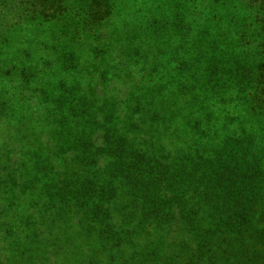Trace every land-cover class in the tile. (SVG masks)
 I'll list each match as a JSON object with an SVG mask.
<instances>
[{
  "label": "trees",
  "instance_id": "trees-1",
  "mask_svg": "<svg viewBox=\"0 0 264 264\" xmlns=\"http://www.w3.org/2000/svg\"><path fill=\"white\" fill-rule=\"evenodd\" d=\"M245 1L255 13L238 16L240 45L251 42L244 28L264 38V0ZM42 5L63 18V33L46 43L57 48L56 80L33 94L30 130L40 134L14 171L32 208L68 210L108 264H264V59L245 73L213 67L184 79L190 57L123 51L111 57L130 81L119 96L98 33L122 22L116 7ZM254 48L264 52V40ZM216 71L226 76L214 85Z\"/></svg>",
  "mask_w": 264,
  "mask_h": 264
},
{
  "label": "rangeland",
  "instance_id": "rangeland-1",
  "mask_svg": "<svg viewBox=\"0 0 264 264\" xmlns=\"http://www.w3.org/2000/svg\"><path fill=\"white\" fill-rule=\"evenodd\" d=\"M105 2L113 4L109 9L116 7L122 20L113 26L110 23L101 25L98 31L102 52L109 54V63L101 69L103 72L108 67L120 75V80L110 82L120 86L115 87L119 96L127 93L130 81L124 76L123 63H114L111 57L123 51L136 53L144 49V53L152 55L167 54L163 58L176 63L190 57V69L180 76L184 79L194 75V70L204 75L213 67L245 73V66L264 59L263 48H254L264 38L258 33L254 35V30L244 28L251 42L238 44L234 28L239 27L238 16L255 13L247 9L249 3L245 0H157L156 4L153 0ZM42 3L43 0H0V264H108L102 255L93 253V240L83 231L82 225L70 218L67 209L63 218L53 215L49 209L46 213L43 208L36 210L15 184L18 178L14 171L19 169L21 153L33 144L34 134H40L30 130V122L40 115L34 106L33 94L42 83L54 82L57 75L55 57H49L52 54L48 52L57 48L48 50L46 43L58 41L57 37L63 33V18L53 9L52 16L46 15L45 10L44 14L38 12L43 8ZM72 4L78 8L86 6V2L73 1ZM152 9H156L157 17L161 13L164 16L156 17L158 21L149 17L147 13ZM219 75L226 76L216 71L210 76L214 77L212 84H219L220 80L215 78ZM99 83L100 78L96 80V84ZM164 97L174 104L177 99L173 94ZM27 102L33 107L27 106ZM263 136L262 128L259 137Z\"/></svg>",
  "mask_w": 264,
  "mask_h": 264
}]
</instances>
